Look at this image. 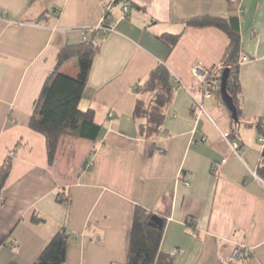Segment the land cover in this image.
Segmentation results:
<instances>
[{
  "label": "crops",
  "instance_id": "crops-1",
  "mask_svg": "<svg viewBox=\"0 0 264 264\" xmlns=\"http://www.w3.org/2000/svg\"><path fill=\"white\" fill-rule=\"evenodd\" d=\"M107 14L112 32L97 37L79 105L94 110L101 138L62 137L50 164L45 137L29 127L33 104L59 52L89 39L85 32ZM203 16L239 18V61L249 58L240 70L242 125L232 124L218 97L198 91L193 69L222 65L229 46L217 28L187 26ZM165 34L180 36L173 49ZM161 64L174 94L163 128L147 140L134 108L150 95L138 86ZM62 72L77 77V61ZM258 123L264 128V0H0V166L12 158L0 264H35L61 228L70 235L65 264H125L137 206L164 220V263L264 264ZM239 246L250 255L229 262Z\"/></svg>",
  "mask_w": 264,
  "mask_h": 264
},
{
  "label": "trees",
  "instance_id": "trees-1",
  "mask_svg": "<svg viewBox=\"0 0 264 264\" xmlns=\"http://www.w3.org/2000/svg\"><path fill=\"white\" fill-rule=\"evenodd\" d=\"M123 2V0H116ZM240 0H230L231 4H238ZM128 3V2H127ZM126 5L128 6V4ZM108 14L104 16L102 23L93 30L86 31L85 35L91 37L77 46H66L57 57L56 65L49 74L39 97L35 100L31 112L29 127L34 132L43 135L46 139L48 162L53 164L60 140L64 136L84 139L94 144L102 135L103 127L95 119L92 109L82 110L79 105L84 95L88 77L99 51V40L103 29L111 28ZM188 27L204 28L214 27L223 31L229 39L222 66L229 69L227 91L232 97L237 109L238 122L232 120L234 125H242L241 120V82L239 61L242 52V41L239 29V18L203 16L192 18L187 21ZM108 34V33H107ZM179 35L165 34L161 37L170 49L178 42ZM76 60L79 66L77 77H71L62 72L64 65ZM224 69V70H225ZM138 92L142 95H150L146 102L138 99L134 108V116L142 121L140 130L147 139L158 135L164 126L168 107L174 94L173 77L167 66L158 65L144 81L138 86ZM218 101L225 105L218 94ZM231 115V113H230ZM232 118V115H231ZM251 126V124H247ZM260 137H264V128L257 124ZM258 176L264 181V145ZM151 148H154L153 146ZM150 148V150H152ZM152 151H150V154ZM12 167V158H8L4 165L0 166V206L3 204L2 194ZM33 222L42 220L33 218ZM163 225L160 226L159 219L144 208L137 206L133 213L132 228L129 238L128 256L125 264H170L163 262L159 250L164 234ZM70 235L65 228L59 229L43 249L35 264H65L67 245ZM159 257V258H158ZM16 264V263H10Z\"/></svg>",
  "mask_w": 264,
  "mask_h": 264
},
{
  "label": "built area",
  "instance_id": "built-area-1",
  "mask_svg": "<svg viewBox=\"0 0 264 264\" xmlns=\"http://www.w3.org/2000/svg\"><path fill=\"white\" fill-rule=\"evenodd\" d=\"M124 15H127L130 12V7L126 4L123 7ZM99 28L102 29L101 26ZM104 33H110L112 32V28H106L103 29ZM84 37L86 35L84 34ZM87 38H84V41H86ZM249 61V58L244 56L240 63L245 64ZM225 67L222 65L215 66L210 69H205L203 66H197L193 69V75L196 77L198 82V91L203 99H212L218 96L220 94L221 89V76L224 71ZM194 100V106L197 108L200 115L208 116V113L205 110V107L203 103L199 100H197L195 97H193ZM111 116V115H110ZM227 138V137H226ZM259 143L264 145V137L259 138ZM231 147L233 150L237 149V146L234 144H231ZM92 166V163L90 164ZM187 187H189L188 183H185ZM249 249H247L245 246H239L233 251V254L229 257V262L235 263L239 262L242 259L248 257L250 255Z\"/></svg>",
  "mask_w": 264,
  "mask_h": 264
},
{
  "label": "water",
  "instance_id": "water-1",
  "mask_svg": "<svg viewBox=\"0 0 264 264\" xmlns=\"http://www.w3.org/2000/svg\"><path fill=\"white\" fill-rule=\"evenodd\" d=\"M229 73H230L229 69H225L222 73L220 95H221V99H222L223 103L228 108L229 112L231 113L232 119L235 122H238L237 109L234 106V102H233L232 97L229 95V93L227 91V82H228ZM155 217L157 219H159L160 226H162L163 225V219L158 217V216H155Z\"/></svg>",
  "mask_w": 264,
  "mask_h": 264
}]
</instances>
